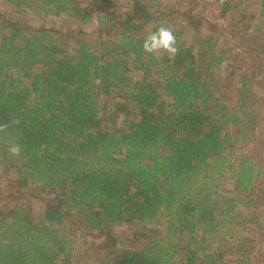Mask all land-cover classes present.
<instances>
[{"label": "trees", "instance_id": "16d2710c", "mask_svg": "<svg viewBox=\"0 0 264 264\" xmlns=\"http://www.w3.org/2000/svg\"><path fill=\"white\" fill-rule=\"evenodd\" d=\"M7 1L92 19L80 0ZM125 1L129 11L102 17L94 40L0 10V123L21 120L0 134V177L12 174L0 190V264H75L79 229L105 235L96 264H264V161L237 151L259 124L264 0L225 35L216 23L203 33L207 0H189L178 12L197 33L191 42L167 23L173 7ZM247 2L221 0L222 19ZM161 24L177 37L174 60L142 49L143 31ZM225 67L237 79L233 103L221 94ZM12 140L19 158L7 151ZM27 193L43 199L41 214L22 202ZM133 224H150L135 233L146 243L118 247L113 228Z\"/></svg>", "mask_w": 264, "mask_h": 264}, {"label": "rangeland", "instance_id": "374dc122", "mask_svg": "<svg viewBox=\"0 0 264 264\" xmlns=\"http://www.w3.org/2000/svg\"><path fill=\"white\" fill-rule=\"evenodd\" d=\"M83 8L89 12L92 16V19L87 24H83L80 20L74 19L68 15H53L45 10L41 9H32L28 8L26 11H19L13 4L8 2L7 0H0V10H3L7 17L13 20H16L23 25H31L37 27H46L51 31H61L64 33H72L79 32L80 30L85 31V38L94 40L96 32L98 31L100 25V19L107 15H115L117 17H122L126 14L127 11L131 8V3L125 0H80ZM145 3H150L152 0H142ZM160 5L164 7H173L175 12L173 15L168 17L167 23L175 25V28H183L185 21L181 18L183 15L180 14L182 11H185L189 0H159ZM180 11V13L178 12ZM198 11L204 18L202 32L206 33L212 30V24H218L222 27L221 31L225 35L231 30V23L236 20L243 13H257L258 8L257 5L253 2V0H249V2L241 5L237 10L230 13V17L228 19H222L221 11L222 5L221 0H207L205 4H202ZM223 24V25H222ZM108 26V25H107ZM151 30V27H148L143 34H147L148 31ZM184 38L191 42L197 36V33L189 28L184 27ZM58 36L59 33H55ZM224 38V36H223ZM1 42V36H0ZM228 46L235 48L236 51L239 50V38H230L227 39ZM161 55V54H158ZM251 64V62H249ZM131 74L136 78H140L139 71H132ZM219 78L223 81V89L222 93L223 97L227 99L230 103H233V93L235 91V87L237 85V79L231 80L227 75L226 67L219 71ZM259 94L260 98L255 108L259 111V124L255 133L249 138L246 145L240 143V147L237 149L238 153H246L253 160L264 161V104L262 103L264 96V74L259 76ZM108 116V115H107ZM124 116L117 119V125H109L110 127L122 126ZM9 175L12 174H4L0 177V190H4L9 181ZM227 187L232 189L233 186L230 182L227 183ZM8 194H6L7 196ZM22 198H25L22 202L26 203L30 201L33 203L36 212L41 214L44 209L43 199L40 197L32 196L31 193H27ZM29 199V200H28ZM150 227V224H133L130 226H119L116 225L113 230L114 234L117 238V246L118 247H129V248H138L145 244L144 239H138L135 236V233L139 230L147 231ZM78 234L82 235V241L80 239L75 238L74 245L71 256L75 262V264H96L98 263V258L106 257L104 254V250H101L97 247L98 241H101L105 238L104 234H100L98 232H92L86 229H79ZM245 234L258 237L255 231L246 230ZM261 243L258 244L257 252L264 254V235H261ZM260 239V237H259ZM147 241V240H146ZM94 244L91 247V244ZM257 256V254H254ZM262 261H264L263 256H260Z\"/></svg>", "mask_w": 264, "mask_h": 264}, {"label": "clouds", "instance_id": "9594fccd", "mask_svg": "<svg viewBox=\"0 0 264 264\" xmlns=\"http://www.w3.org/2000/svg\"><path fill=\"white\" fill-rule=\"evenodd\" d=\"M142 49L147 54H167L170 59L174 60L179 53L174 29L161 24L155 30L148 31L144 36ZM20 124L21 120L19 117H14L10 124L0 123V134L9 136L11 135L10 128ZM7 151L11 156L19 158L22 154V146L18 141L12 140L8 143Z\"/></svg>", "mask_w": 264, "mask_h": 264}]
</instances>
